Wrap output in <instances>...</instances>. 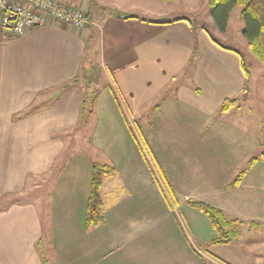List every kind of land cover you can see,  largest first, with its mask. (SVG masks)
I'll use <instances>...</instances> for the list:
<instances>
[{
  "label": "crops",
  "instance_id": "1",
  "mask_svg": "<svg viewBox=\"0 0 264 264\" xmlns=\"http://www.w3.org/2000/svg\"><path fill=\"white\" fill-rule=\"evenodd\" d=\"M74 4L77 3L71 1L67 5ZM139 5L140 0H96L94 6L91 1L81 0L80 6L91 21V30L80 31L52 23L10 38L0 29V264H43L39 252L42 226L38 202H19L17 198L29 187L30 180L53 171L65 151L62 136L69 134L82 116L84 84L57 88L69 83L84 65L88 67V60L84 61L85 43L94 27L101 30V61L109 69L120 94L127 98L131 113L139 114L146 103L168 87L165 100L150 113L147 123L153 124L149 128L153 134L149 135H160V144L171 148L176 156L187 153L188 142L194 138L203 148L209 138L204 135H217L218 131V135L226 136L231 149L223 155L221 167L227 176L218 184L226 187L231 178L245 169L240 182L228 194L239 197L242 195L239 191L250 190L251 205L257 207V213H264V209L260 210L264 195L256 190V186L264 184V162L246 166L253 153L251 131L246 130L250 127L245 122L229 125L220 119L240 113V103L245 102L242 96L238 99L245 89V73L239 58L219 50L212 42L208 45L211 52L201 57L191 77L183 74L184 82L170 85L175 76L184 72L181 69L189 59L186 54L194 47L193 26L184 17L174 22L131 13ZM103 7L109 8L105 15L97 10ZM169 33L181 40L174 41L178 44L176 52L169 50L173 47L166 49L171 43L170 36H165ZM198 35L200 43L206 42L205 32L201 30ZM89 48L93 50L90 45ZM210 54L214 57L210 58ZM216 55L222 57L226 66L217 67ZM163 62L168 63L167 69L160 74ZM147 81L156 84L151 87L153 96L143 98L140 103L134 101L144 97ZM89 83L90 91H96L93 105L85 108L95 119L89 144L109 160L115 173L104 178L101 188L103 224L86 228L84 216L93 162L80 165L76 157H70L57 166L61 180L55 182L59 176L54 177L49 191L57 183L54 199L59 218L55 219L62 223L54 226L57 246L52 264H200V258L216 264L228 263L216 252L228 245L209 244L215 232L206 217L201 219L195 213L184 217L191 235V239L187 236L189 242L187 237L171 235L174 214L166 204L155 172L150 171L141 157L132 137L135 134L124 112L121 114L116 90L110 83H104L99 89ZM225 99H236V106L220 112ZM26 111L31 112L15 119ZM213 151L218 162L220 149ZM76 160L82 167L76 165ZM203 167L208 180L219 182L214 177L218 165L207 161ZM157 200L166 209L158 215L150 210V204L153 208ZM230 203L234 204L232 198L222 195L220 204H210L239 222L242 219L249 223L259 221L260 227L254 232L264 229L263 217L258 220L251 216L254 213H243ZM164 223L170 228L162 227Z\"/></svg>",
  "mask_w": 264,
  "mask_h": 264
},
{
  "label": "rangeland",
  "instance_id": "2",
  "mask_svg": "<svg viewBox=\"0 0 264 264\" xmlns=\"http://www.w3.org/2000/svg\"><path fill=\"white\" fill-rule=\"evenodd\" d=\"M56 1L63 5H67L69 2L75 1L77 4L72 5L74 9L84 14L80 6L81 0ZM85 1H87V3L91 1L93 6L96 2V0ZM103 8L105 9L99 8L97 10L99 13L105 15L109 11L106 9L109 8ZM131 13L139 14V16L143 17L148 16L149 18H152L151 20L164 18L165 20L173 21L176 18L184 17L192 24L194 31L193 38L195 42L194 47L186 54H189V59L181 69H185L184 72L177 75V77L175 76L170 85H178L180 82H184L186 78L183 74H186L189 78L191 77L197 62L199 63L201 61V57L203 55L207 56L208 53L211 52L208 45L212 43V40L216 42L214 44L216 47H219V50L221 49V51H227V53L239 58V61L245 68L244 71H246L247 76L244 79L245 89L241 90L238 99L242 96V99L244 98L245 102L240 103L242 106L240 113H234L233 116H222L220 119L227 121L226 123L229 125H235L238 122H245L246 126L250 127V129L246 130L251 131L250 139L253 144L250 147L253 152L251 156L256 157L260 155L261 152H264V63L259 62L248 51L246 41L242 36L243 22L240 18V8L237 6L232 8L224 32L219 31L211 18L208 0H176L171 3H165L158 0H140V5L136 6L135 10ZM81 30L84 31L87 30V28ZM201 30L206 34V42L202 40L200 43L198 33ZM93 33L94 38L91 42V46L95 51L93 61L94 70L91 68L88 72V74L91 75V82L96 89H99V87H101L104 83H110L116 90L119 104L122 108L121 111L124 112L129 125L135 134V143L139 148L141 157L145 161V164L149 166L150 171L152 172L153 170V172H155V176L160 182L161 191L164 195L165 201L167 202L166 204L168 207L170 205L169 209L174 214L173 219H171V223L174 225L171 235L179 237L182 236L183 238L189 236L191 239L189 227L184 217H188L191 213H195L196 215H199L201 219H203V217L205 218V216L197 210L185 204V201L188 200L187 198H190V200L193 201H202L209 204H220L222 195H227V198H232V202L234 203L230 204L235 205L238 209L242 210L243 213L251 212L254 213V215H251L254 216V218H258V220H260L261 217H263L262 219H264V213H257V207L251 205L253 203L251 199L253 193L250 190L249 192L247 189L239 191L242 193L239 197L234 194H228L234 189V186L230 185V183L236 175L230 179L229 184L226 187L222 188V186L218 184L223 181L225 176H227V173L223 172L221 167L224 165V156H226V153L231 149L226 136L224 135L225 137H223L222 135H218V131H216L217 135H204V138H209L207 140L208 145H203V148L200 146L199 140L194 138L188 142L189 148L187 153H182V155L177 156L174 155L171 148L161 145L159 142L160 135H149L153 134L149 133V128L152 129L153 124L149 126L150 123H147V121H149L151 111L167 97L168 87L159 91L156 97L150 100L151 102L146 103L139 114L131 113L127 98L120 94L119 88L116 86L109 69L101 61L100 28L94 27ZM208 34L210 36H208ZM165 36H170L169 38L171 39V43H169L170 45H166V49L173 47L169 50L176 52L177 49H175V47H177L178 44L174 41L181 40L172 33L166 34ZM163 50L165 49L163 48ZM211 57H214L213 54H210V58ZM216 57L217 59L215 60L219 64L217 67L226 66L225 61L221 56L216 55ZM167 65V62H163L160 74H163V72L167 69ZM211 65L215 67L214 64ZM205 67L206 62L203 60L202 68L204 69ZM85 81L89 82L88 79H85ZM154 81L156 82V79H154ZM153 86H156V84H151V82L147 81L143 90L144 97H141L142 99H134V101L141 102L144 100L143 98H148L153 92V89H151ZM89 96L90 94H87L86 97L84 96L85 100H87ZM129 96L131 97V91H129ZM152 96L153 95H151V97ZM51 98L53 100V97ZM84 111L75 128L70 130L69 134L62 136L66 144L65 151L64 154L57 159L53 171L48 175L30 180L31 182L29 187L21 196H18L17 198L19 202H38L36 206L42 226L39 252L41 257L44 259L45 264H52L53 262L55 246H57L56 242H54L55 237H57L55 235L56 230L54 226L62 223L59 219H55L56 217L59 218L58 205L54 199V190L57 183L53 189L49 191L54 177L56 179V177L59 176L55 182L61 180L60 167L57 166L66 160V158L70 157H76V159L79 160L78 163L80 165H83L85 161H89L110 166V164H108L109 160L102 154L97 153L89 144L90 134L93 129L95 119L93 114H89L86 110ZM236 132H238V130ZM202 140L203 138H201V141ZM215 149H220L217 153V156L219 157L218 162L215 160L216 153L213 151ZM252 157H250L249 160ZM77 160L75 161L76 165L78 167H82L79 166ZM207 161H213L214 164L219 166L218 171L214 175L219 182L215 183L208 180L207 175L205 176L206 169H204L203 166L207 163ZM257 161L262 160L259 159ZM248 162L246 163V166H249ZM58 168L59 170L57 171ZM256 177L258 178L259 176ZM256 187V190H260V195H264V184L261 183V187ZM47 192H49L51 196L48 194L47 198L41 201L43 195ZM224 192L227 193L224 194ZM10 200L11 198L7 201L9 202ZM151 207L152 205L150 204V210L155 211L157 215L166 211L164 205H162L159 200L154 202L153 208ZM261 207L262 208L260 210L262 211V209H264V205H261ZM242 220L239 225L242 238L228 246L220 247L216 250V252L228 262L226 264H264V229L260 232L249 231V221ZM254 222L259 223V221ZM162 227L166 229L170 228L167 223H164ZM203 227L204 225L201 226V228ZM185 239L189 242L188 237ZM196 248L197 247H195V250ZM200 261V264H216L215 262L205 258H200Z\"/></svg>",
  "mask_w": 264,
  "mask_h": 264
},
{
  "label": "trees",
  "instance_id": "3",
  "mask_svg": "<svg viewBox=\"0 0 264 264\" xmlns=\"http://www.w3.org/2000/svg\"><path fill=\"white\" fill-rule=\"evenodd\" d=\"M158 1L171 3L176 0H158ZM208 3L210 6V16L213 19L219 31L221 32H224L226 29L229 14L232 8L235 6L240 8V18L243 22L242 36L246 41L248 51L259 62L264 63V0H208ZM114 14L118 18H123V16H121V14L118 12H114ZM85 17L88 19L86 15ZM176 20L179 19H175L174 21ZM154 22L161 23L162 21H154ZM86 28L91 30L92 26L88 25ZM208 36L210 35L208 34ZM93 38H94V33L93 31H91L88 40L85 43L86 55L84 61L88 60L89 62V64L87 65L88 67L86 68L84 67L85 66L84 65L81 68L79 74L75 76L69 83L57 88V90L68 89L70 87L77 86L80 83L84 84L85 87L83 88L84 90L81 98L82 99L81 115H83V111L85 110L86 106L93 105L94 96L96 95L95 91L92 90L90 91L89 89L90 86H88L90 85L89 82H91L90 79L91 75H89L88 72L89 70H91V68L94 70L93 61H94L95 51L94 49L92 50L89 48V45L91 46L89 42L92 41ZM212 42L216 43L214 40H212ZM88 50L90 51L88 52ZM91 55L92 58L90 57ZM241 65L244 68L242 63ZM244 73L246 77L247 76L246 71H244ZM85 79H88L89 82H86ZM87 94H90V96L87 100H85L84 96L86 97ZM116 100L118 102L117 98ZM236 103H237L236 99H225L221 104L219 111L227 112L231 108L235 107ZM119 108L120 110L122 109L120 105ZM30 112L31 111H26L19 116H15V119L27 115ZM121 114L123 115L122 111ZM125 122L129 128V132L131 133V129L126 120ZM132 137L134 140H136L133 135ZM259 159L264 161V152L260 153V155L256 157H252L249 160L248 165L249 166L252 165L254 162H256ZM114 173H115V169L111 166L101 165L94 162L91 164V189H90L89 197L86 202L85 216H84V223L86 228L97 227L103 224L104 217H103V207H102L103 205L101 200V187L103 184V179L105 177L112 176ZM244 173H245V169L240 171L235 176V178L232 180L230 185H237L240 182ZM187 205L197 210L208 219L212 229L215 232V237L209 242L210 245H220V246L229 245L241 239L242 234L239 228L240 222L237 219L227 217L220 209L215 208L204 202L187 200ZM248 227L249 230L251 231H257L260 227V224L257 222H250ZM43 264H45V261H43Z\"/></svg>",
  "mask_w": 264,
  "mask_h": 264
},
{
  "label": "built area",
  "instance_id": "4",
  "mask_svg": "<svg viewBox=\"0 0 264 264\" xmlns=\"http://www.w3.org/2000/svg\"><path fill=\"white\" fill-rule=\"evenodd\" d=\"M52 23L81 30L90 21L74 7L56 0H0V29L10 38Z\"/></svg>",
  "mask_w": 264,
  "mask_h": 264
}]
</instances>
